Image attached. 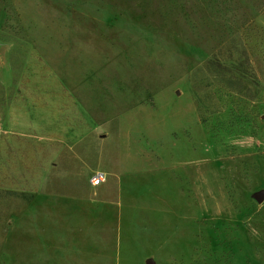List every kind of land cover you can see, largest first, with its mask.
<instances>
[{"label":"rangeland","instance_id":"374dc122","mask_svg":"<svg viewBox=\"0 0 264 264\" xmlns=\"http://www.w3.org/2000/svg\"><path fill=\"white\" fill-rule=\"evenodd\" d=\"M0 264H264V0H0Z\"/></svg>","mask_w":264,"mask_h":264},{"label":"built area","instance_id":"2783aa9c","mask_svg":"<svg viewBox=\"0 0 264 264\" xmlns=\"http://www.w3.org/2000/svg\"><path fill=\"white\" fill-rule=\"evenodd\" d=\"M105 178H106L105 173L98 172L92 177L91 183L92 185L97 186L101 184L102 182H104Z\"/></svg>","mask_w":264,"mask_h":264},{"label":"trees","instance_id":"16d2710c","mask_svg":"<svg viewBox=\"0 0 264 264\" xmlns=\"http://www.w3.org/2000/svg\"><path fill=\"white\" fill-rule=\"evenodd\" d=\"M20 196H22V197L26 198V196L24 195V193H22Z\"/></svg>","mask_w":264,"mask_h":264}]
</instances>
